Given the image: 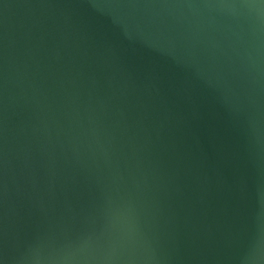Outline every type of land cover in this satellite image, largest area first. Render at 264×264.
<instances>
[{
	"label": "water",
	"instance_id": "1",
	"mask_svg": "<svg viewBox=\"0 0 264 264\" xmlns=\"http://www.w3.org/2000/svg\"><path fill=\"white\" fill-rule=\"evenodd\" d=\"M0 264H264V0H0Z\"/></svg>",
	"mask_w": 264,
	"mask_h": 264
}]
</instances>
